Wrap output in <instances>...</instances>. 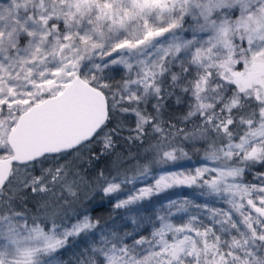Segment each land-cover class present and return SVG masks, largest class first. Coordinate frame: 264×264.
Returning a JSON list of instances; mask_svg holds the SVG:
<instances>
[{
  "label": "snow or ice",
  "instance_id": "snow-or-ice-1",
  "mask_svg": "<svg viewBox=\"0 0 264 264\" xmlns=\"http://www.w3.org/2000/svg\"><path fill=\"white\" fill-rule=\"evenodd\" d=\"M0 264H264V0H0Z\"/></svg>",
  "mask_w": 264,
  "mask_h": 264
}]
</instances>
